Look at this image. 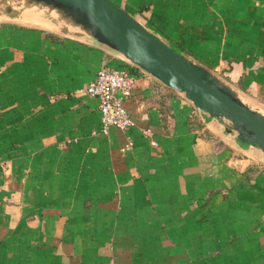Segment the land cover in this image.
<instances>
[{
	"label": "crops",
	"instance_id": "crops-1",
	"mask_svg": "<svg viewBox=\"0 0 264 264\" xmlns=\"http://www.w3.org/2000/svg\"><path fill=\"white\" fill-rule=\"evenodd\" d=\"M115 1L264 108V0ZM60 27L0 22V264H264V150ZM104 63L136 76L128 129L78 91Z\"/></svg>",
	"mask_w": 264,
	"mask_h": 264
},
{
	"label": "water",
	"instance_id": "water-1",
	"mask_svg": "<svg viewBox=\"0 0 264 264\" xmlns=\"http://www.w3.org/2000/svg\"><path fill=\"white\" fill-rule=\"evenodd\" d=\"M57 9L76 29L122 53L127 59L183 91L195 106L226 124L246 143L264 150V112L245 100L226 79L176 50L115 0H30ZM10 3V4H9ZM4 0L0 14L20 15Z\"/></svg>",
	"mask_w": 264,
	"mask_h": 264
},
{
	"label": "built area",
	"instance_id": "built-area-1",
	"mask_svg": "<svg viewBox=\"0 0 264 264\" xmlns=\"http://www.w3.org/2000/svg\"><path fill=\"white\" fill-rule=\"evenodd\" d=\"M135 74L127 64H102L95 77L78 91L98 98L101 111V131L111 126L128 129L135 124L126 99L133 93ZM145 133L150 129L145 128ZM131 141L126 147L131 146Z\"/></svg>",
	"mask_w": 264,
	"mask_h": 264
},
{
	"label": "rangeland",
	"instance_id": "rangeland-1",
	"mask_svg": "<svg viewBox=\"0 0 264 264\" xmlns=\"http://www.w3.org/2000/svg\"><path fill=\"white\" fill-rule=\"evenodd\" d=\"M2 1L4 0H0V2ZM7 1L15 4V6H13L11 3V5L14 8L18 9L19 11L23 10V12L26 13L24 16L19 18L17 17V15H8L5 13L4 16L0 15V22L17 21L25 24L40 25L49 28L54 27L57 24L63 27V29L65 28L66 30H68V28L73 29L74 26L73 23L69 19L65 18L57 9H52L49 6L43 5L41 3L31 2L30 0H7ZM61 27L60 29H56V30L60 31L62 29ZM60 32L65 33V30H62ZM256 108H259L264 112V108H260V107H256Z\"/></svg>",
	"mask_w": 264,
	"mask_h": 264
},
{
	"label": "bare ground",
	"instance_id": "bare-ground-1",
	"mask_svg": "<svg viewBox=\"0 0 264 264\" xmlns=\"http://www.w3.org/2000/svg\"><path fill=\"white\" fill-rule=\"evenodd\" d=\"M0 4H1V2H0ZM16 4H18V3H16ZM25 13L26 12H23V13H21L20 15H18L17 17L19 18V17H22V16H24L25 15ZM1 16H4L5 14H0Z\"/></svg>",
	"mask_w": 264,
	"mask_h": 264
},
{
	"label": "trees",
	"instance_id": "trees-1",
	"mask_svg": "<svg viewBox=\"0 0 264 264\" xmlns=\"http://www.w3.org/2000/svg\"><path fill=\"white\" fill-rule=\"evenodd\" d=\"M137 66V65H136Z\"/></svg>",
	"mask_w": 264,
	"mask_h": 264
}]
</instances>
